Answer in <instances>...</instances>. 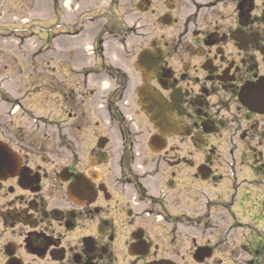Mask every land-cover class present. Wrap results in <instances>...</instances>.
<instances>
[{"label": "flooded vegetation", "instance_id": "1", "mask_svg": "<svg viewBox=\"0 0 264 264\" xmlns=\"http://www.w3.org/2000/svg\"><path fill=\"white\" fill-rule=\"evenodd\" d=\"M50 1L0 60V264H264V0H128L121 60Z\"/></svg>", "mask_w": 264, "mask_h": 264}, {"label": "rangeland", "instance_id": "2", "mask_svg": "<svg viewBox=\"0 0 264 264\" xmlns=\"http://www.w3.org/2000/svg\"><path fill=\"white\" fill-rule=\"evenodd\" d=\"M101 18V22L96 24L95 29L92 28L90 33L85 37V44L89 43L95 35H98L100 30L102 33L113 28V51H116L118 57L116 60H121L118 51H124V47L118 45H127V49L136 52L143 43L142 32L137 30L136 26L132 27V18L130 16L128 0H96ZM50 0H1L0 1V60L4 62L17 60L25 62L32 53L34 61L39 65L44 66L49 60L46 55V50L41 52L45 45L40 38V33L35 34V29H30L36 21L41 23L43 18L33 19V10L38 8L43 9V13L49 9ZM38 11V10H37ZM43 23H45L43 21ZM95 32H92L94 31ZM100 32V33H101ZM45 39V36L42 37ZM17 49V51H15ZM21 50V52H18ZM25 52H24V51ZM121 53V54H122ZM137 53V52H136ZM136 53L134 56H136ZM57 54H55L56 56ZM58 58V57H55ZM123 60V59H122ZM136 60V58H134ZM42 103L38 105L41 111ZM44 108V106H43Z\"/></svg>", "mask_w": 264, "mask_h": 264}, {"label": "water", "instance_id": "3", "mask_svg": "<svg viewBox=\"0 0 264 264\" xmlns=\"http://www.w3.org/2000/svg\"><path fill=\"white\" fill-rule=\"evenodd\" d=\"M144 58H145V52L141 53L140 60L142 61ZM157 124H159V123H157ZM153 264H174V263L169 262V261H160V262H156Z\"/></svg>", "mask_w": 264, "mask_h": 264}]
</instances>
